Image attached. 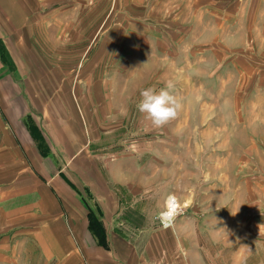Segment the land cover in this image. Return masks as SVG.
Instances as JSON below:
<instances>
[{"label":"rangeland","instance_id":"obj_1","mask_svg":"<svg viewBox=\"0 0 264 264\" xmlns=\"http://www.w3.org/2000/svg\"><path fill=\"white\" fill-rule=\"evenodd\" d=\"M43 7L38 52L59 80L1 102L0 264H264V0ZM169 82L184 118L155 128L140 92ZM41 104L63 140H37L39 164L17 134L41 125Z\"/></svg>","mask_w":264,"mask_h":264},{"label":"crops","instance_id":"obj_2","mask_svg":"<svg viewBox=\"0 0 264 264\" xmlns=\"http://www.w3.org/2000/svg\"><path fill=\"white\" fill-rule=\"evenodd\" d=\"M43 1L44 0H0V67L2 66L3 68L2 62L11 64L10 79L12 80V83H7V85L4 83H0V113L4 111L3 109L4 107L1 105V102H6L5 98L7 91L11 90L12 92L14 91L20 92V90L22 89V91H24L26 96L27 90L32 91L40 87L38 79L44 78L43 75H45L47 78L52 79L55 82H58L57 80H59L58 77L59 74L56 68L48 71V67L42 66L44 64L49 63L50 61L48 60L47 57L42 56V54L38 52L42 49L43 46H45L46 44L45 42H47V31H46L47 20L41 17L43 12H44L43 15L47 14L43 7ZM204 12L205 11L201 12L202 16H204V14L206 13ZM10 47H14L15 52L13 50H10L9 49ZM26 80H27V84H25ZM13 105L15 106V104ZM29 107L33 108L32 106ZM43 107L44 106L41 104L39 108V109H43L42 113H40V116H42V122L40 125L41 127L39 126L38 121L37 122L35 121L36 127H34V129L32 130L33 135L30 136V132H29L30 129L28 130L27 127L24 125L25 132L28 135L27 137L30 138L33 147L26 146L25 142L21 138L23 137L26 140L27 137L25 135L17 134L20 143L24 145V147L26 148L27 154L32 159L38 161L39 164L41 160H44L45 157L38 152L39 149H38L37 140L40 139L44 140L46 136H50L53 137L54 139H57L59 134L61 141L63 140L61 132L59 130L57 132L56 130L62 126V123H60L61 121L59 120L57 124L52 123L54 121H52L53 119L51 120V116L49 120H47L45 118L46 113H44L45 111ZM179 117L184 118V116L181 115L180 113H179ZM48 121L50 122L49 125H47ZM4 124H5V128L8 129L9 126H7L5 122ZM11 125H13L14 133H17L14 124ZM190 125L191 124L189 123L188 127H190ZM69 126L70 125L67 124L66 128H70ZM37 128H38V132L36 131ZM34 130L36 131V133L34 132ZM65 133L66 134L63 135V138L65 137L64 140L69 144L71 150L72 148L71 145L73 143L72 131L66 129ZM3 135H4L3 138L6 137L4 144L6 143V145L9 146L11 141H9L8 134H6L5 132ZM10 140H12L14 143L13 138L12 139L10 138ZM72 159L73 157L71 156L70 158L69 156V160ZM115 170H116L115 168L109 170L110 173L109 181L112 180L111 177L113 176V174H115L114 172ZM117 176L118 177L115 179L116 182H122L123 175L119 174ZM48 192L50 194V191ZM110 192L111 191L109 187V193ZM50 196L52 197L51 194ZM50 207L54 209L55 207L54 201L50 202ZM60 224H62V222H60ZM58 230H60L59 231L61 235L60 238L66 237L68 243L69 239L67 232L64 231V227L60 226ZM49 238L52 237H48V239ZM73 254H75V250H73V248L71 247H64V248L62 247L59 250V255L63 257H68V260H72Z\"/></svg>","mask_w":264,"mask_h":264},{"label":"clouds","instance_id":"obj_3","mask_svg":"<svg viewBox=\"0 0 264 264\" xmlns=\"http://www.w3.org/2000/svg\"><path fill=\"white\" fill-rule=\"evenodd\" d=\"M173 85L169 82L165 88L158 92L154 88H146L140 92L141 99L137 104L138 111L151 121L155 128H162L174 120L182 105L180 101L171 94Z\"/></svg>","mask_w":264,"mask_h":264},{"label":"bare ground","instance_id":"obj_4","mask_svg":"<svg viewBox=\"0 0 264 264\" xmlns=\"http://www.w3.org/2000/svg\"><path fill=\"white\" fill-rule=\"evenodd\" d=\"M178 207V205L175 203V200L173 196H170L167 201V210L165 211L164 216L169 217L172 216L173 209Z\"/></svg>","mask_w":264,"mask_h":264},{"label":"built area","instance_id":"obj_5","mask_svg":"<svg viewBox=\"0 0 264 264\" xmlns=\"http://www.w3.org/2000/svg\"><path fill=\"white\" fill-rule=\"evenodd\" d=\"M175 209V208H174Z\"/></svg>","mask_w":264,"mask_h":264}]
</instances>
